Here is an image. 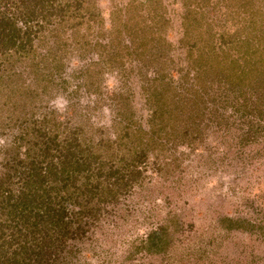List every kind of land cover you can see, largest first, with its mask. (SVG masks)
<instances>
[{"label": "rangeland", "instance_id": "374dc122", "mask_svg": "<svg viewBox=\"0 0 264 264\" xmlns=\"http://www.w3.org/2000/svg\"><path fill=\"white\" fill-rule=\"evenodd\" d=\"M0 264H264V0H0Z\"/></svg>", "mask_w": 264, "mask_h": 264}]
</instances>
